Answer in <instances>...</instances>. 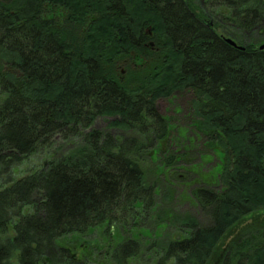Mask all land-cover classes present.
I'll list each match as a JSON object with an SVG mask.
<instances>
[{"label": "trees", "instance_id": "1", "mask_svg": "<svg viewBox=\"0 0 264 264\" xmlns=\"http://www.w3.org/2000/svg\"><path fill=\"white\" fill-rule=\"evenodd\" d=\"M261 11L264 0H0V264H90L73 254L76 237L155 207L157 185L140 164L168 139L155 103L187 86L189 56L213 49L230 79L226 102L201 92L187 108L219 160L218 183L193 188L199 218L172 210L178 236L149 251L154 264H208L232 227L263 218L264 53L232 27L253 30ZM231 32L242 51L225 42ZM257 227L258 241L243 238L220 264H264V219ZM140 249L123 239L111 260L129 264Z\"/></svg>", "mask_w": 264, "mask_h": 264}, {"label": "rangeland", "instance_id": "2", "mask_svg": "<svg viewBox=\"0 0 264 264\" xmlns=\"http://www.w3.org/2000/svg\"><path fill=\"white\" fill-rule=\"evenodd\" d=\"M217 32L221 34L223 30ZM222 36L228 37L225 33ZM173 97L157 100L166 99L171 102V106L163 112L156 107L157 112L169 121V134L168 139L152 148L144 167L148 181L157 185L155 207L139 212L137 219L129 225H101L88 231L82 238L76 237L77 240L73 241V254L77 260L84 258L90 264H114L111 260L112 248L123 239L134 238L138 240L141 249L129 264H154V256L149 251L152 241L174 238L179 234L169 224L168 217L172 210L180 215L188 213L199 218L191 190L197 187L213 188L218 183L220 163L210 151L203 150L205 139L195 137L196 132L189 125V110L177 111L179 106L175 104ZM107 123L108 120L99 122L101 126ZM33 162L36 165L38 159L34 158ZM158 212L164 214V223H156ZM262 219L264 217L254 215L232 227L220 241L208 264H220L226 253L230 254L234 247L242 245L243 238L256 240L258 231L252 229H256V226L260 228ZM134 225L137 226L133 227Z\"/></svg>", "mask_w": 264, "mask_h": 264}, {"label": "snow or ice", "instance_id": "3", "mask_svg": "<svg viewBox=\"0 0 264 264\" xmlns=\"http://www.w3.org/2000/svg\"><path fill=\"white\" fill-rule=\"evenodd\" d=\"M117 2H119V0H117ZM200 2L203 4L204 0H200ZM240 2L244 3L245 7L253 5V0H240ZM208 3L213 4L214 6L226 7L228 4L235 6L237 0H208ZM205 6L207 7V5ZM229 13L233 16L236 15V13L231 9H229ZM232 27L241 32L243 43L247 44L249 42H255L256 47L264 53V11H261L259 23L253 30H249L247 28L241 29L239 28V24H234ZM233 36H236V32L229 33L227 37L229 43L232 42L231 38ZM241 36H238L237 39H240ZM180 38L183 39L184 43L191 42V38L183 36H180ZM3 40L4 37L0 35V78H3L4 73L7 71V66L3 62ZM193 47L195 48V45H193ZM218 51L219 50L213 49L211 52H206L201 55L198 60L195 57L189 56V60L193 61L192 63L186 62V71L188 72L190 79L188 80L186 87L175 91V96L173 97L175 104L179 106L177 111L186 112L188 110L187 104L196 98V96L201 92L208 97V101H206V103L215 102L216 100L226 102V95L229 93L231 84L226 73L218 74L217 72L219 62H214L213 57ZM121 71H123V69H121ZM4 91L3 81L0 79V103H2L5 98L3 96ZM170 106L171 102L166 99H161L157 101L156 104V107H158L161 112Z\"/></svg>", "mask_w": 264, "mask_h": 264}, {"label": "water", "instance_id": "4", "mask_svg": "<svg viewBox=\"0 0 264 264\" xmlns=\"http://www.w3.org/2000/svg\"><path fill=\"white\" fill-rule=\"evenodd\" d=\"M225 42H226L227 44H229V45H231V46L237 48L238 50H241V51L243 50V48L237 47V45L234 43L233 40H232L231 43H229L228 39H225Z\"/></svg>", "mask_w": 264, "mask_h": 264}, {"label": "bare ground", "instance_id": "5", "mask_svg": "<svg viewBox=\"0 0 264 264\" xmlns=\"http://www.w3.org/2000/svg\"><path fill=\"white\" fill-rule=\"evenodd\" d=\"M145 161H146V157H144L143 159L140 160V164H141V167L144 169L145 167ZM148 177V176H147ZM148 179V178H147Z\"/></svg>", "mask_w": 264, "mask_h": 264}]
</instances>
